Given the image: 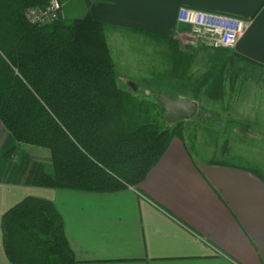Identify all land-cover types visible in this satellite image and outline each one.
<instances>
[{
	"label": "trees",
	"instance_id": "trees-1",
	"mask_svg": "<svg viewBox=\"0 0 264 264\" xmlns=\"http://www.w3.org/2000/svg\"><path fill=\"white\" fill-rule=\"evenodd\" d=\"M51 0H0V181L81 193H115L136 188L160 161L172 141L184 140V122L166 123L158 102L140 101L118 87L107 26L91 16L60 17L47 26L25 19L31 7ZM144 37L169 51L165 76L192 80L202 91L223 97L230 59L263 68L227 49H217L200 77L191 74L195 49L152 33ZM202 123L221 122L199 113ZM20 144L46 149L50 165L28 155L13 162ZM235 165L264 182V173ZM3 247L10 264H77L64 220L50 201L29 197L2 219Z\"/></svg>",
	"mask_w": 264,
	"mask_h": 264
},
{
	"label": "crops",
	"instance_id": "crops-1",
	"mask_svg": "<svg viewBox=\"0 0 264 264\" xmlns=\"http://www.w3.org/2000/svg\"><path fill=\"white\" fill-rule=\"evenodd\" d=\"M181 7L248 20L230 52L264 67V0H62L61 18L107 26L111 52L124 33L190 38L196 49L191 28L177 23ZM220 163L186 135L136 188L81 193L0 181V264H10L3 216L29 197L54 204L77 264H264V182Z\"/></svg>",
	"mask_w": 264,
	"mask_h": 264
},
{
	"label": "rangeland",
	"instance_id": "rangeland-1",
	"mask_svg": "<svg viewBox=\"0 0 264 264\" xmlns=\"http://www.w3.org/2000/svg\"><path fill=\"white\" fill-rule=\"evenodd\" d=\"M27 10L24 14L26 20ZM176 40L181 49L189 46L190 38ZM197 41L196 62L191 74L199 77L206 71L205 65L215 50L202 45L201 40ZM115 44L110 53L120 89L131 92L140 101L157 102V98L163 95L176 100L197 102L198 114L203 113L207 118L221 122L218 127L208 126L198 116L184 121V136L187 135L189 142L195 144L198 153L203 158L249 166L264 173L263 68L230 59L226 67L223 97L216 99L217 93L202 91L196 95L192 80H175L165 76L170 68L166 46L142 34L125 33L120 34V40H116ZM119 45L122 46L118 48ZM108 48L110 50L109 45ZM130 82L137 86L136 92L129 87ZM163 127L168 128V125ZM4 137L5 130L0 123V146ZM25 155L46 166L50 165L48 150L24 144L17 147L13 162L20 163Z\"/></svg>",
	"mask_w": 264,
	"mask_h": 264
},
{
	"label": "built area",
	"instance_id": "built-area-1",
	"mask_svg": "<svg viewBox=\"0 0 264 264\" xmlns=\"http://www.w3.org/2000/svg\"><path fill=\"white\" fill-rule=\"evenodd\" d=\"M62 1L51 0L41 8H30L27 21L34 26L50 25L61 17ZM177 23L191 28L196 40L212 49L233 50L246 33L250 22L231 15L181 7L177 11Z\"/></svg>",
	"mask_w": 264,
	"mask_h": 264
},
{
	"label": "water",
	"instance_id": "water-1",
	"mask_svg": "<svg viewBox=\"0 0 264 264\" xmlns=\"http://www.w3.org/2000/svg\"><path fill=\"white\" fill-rule=\"evenodd\" d=\"M134 89H136L134 87ZM158 102L165 109V120L169 127H173L178 123L195 118L199 112V105L195 101L176 100L161 95Z\"/></svg>",
	"mask_w": 264,
	"mask_h": 264
}]
</instances>
